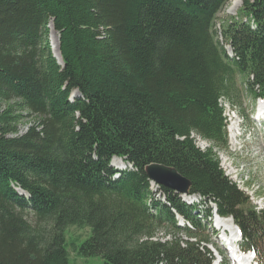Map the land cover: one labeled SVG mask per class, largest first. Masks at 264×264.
Listing matches in <instances>:
<instances>
[{"label":"trees","instance_id":"1","mask_svg":"<svg viewBox=\"0 0 264 264\" xmlns=\"http://www.w3.org/2000/svg\"><path fill=\"white\" fill-rule=\"evenodd\" d=\"M227 2L0 0V264H70L71 251L103 264H213L199 247L209 238L197 208L165 188L169 205H148L152 164L232 217L264 264V214L214 152L228 149L219 100L242 105V87L264 98V0H243L255 28L229 23L221 42L215 23ZM113 158L132 169H114ZM71 227L90 235L69 241Z\"/></svg>","mask_w":264,"mask_h":264},{"label":"rangeland","instance_id":"2","mask_svg":"<svg viewBox=\"0 0 264 264\" xmlns=\"http://www.w3.org/2000/svg\"><path fill=\"white\" fill-rule=\"evenodd\" d=\"M232 1L240 2L239 9L233 15L229 12V9L231 8L233 3ZM242 8L243 0H228L224 9L218 14L215 23V30L218 33V39L221 42L223 39L221 31L224 26L232 22L244 20L245 17H243V15L241 14ZM56 36L59 40L58 33H56ZM250 80H252V76L250 77ZM242 92V105H235L236 107L234 109L239 119V121H237L242 124V136L238 140H232L229 137V146L227 151H222L218 149H215L214 151L219 158L220 164H224L226 161H228L231 164L232 168L238 167L240 169H243L244 174L246 176L251 177L253 188L261 190L260 195L264 197V123H253L251 121V116H253L255 113L256 101L252 100V98L245 91L244 87H242ZM73 95L78 97V94L76 93ZM227 114H229L228 110ZM31 120V118H27L24 120L23 124L19 127L20 134H24L26 132L27 128L30 126ZM234 121L236 120L232 119L233 123ZM232 122L228 121V133L231 128V125L233 124ZM192 138L194 139L195 144L199 146L198 148L200 150L201 147L205 148V146H208L201 137L195 136ZM118 163L124 165L126 167L125 170L129 169V165L120 158H115L113 160V167L117 168ZM225 167H228L227 163H225ZM154 189H156V187ZM89 235V229H79L71 227L67 230V238L69 241L70 239L74 238L80 242L87 238ZM158 236L161 242L171 240L168 238L169 235L165 236L164 232L160 233ZM70 264H103V260L100 257H78L74 252L71 251Z\"/></svg>","mask_w":264,"mask_h":264},{"label":"built area","instance_id":"3","mask_svg":"<svg viewBox=\"0 0 264 264\" xmlns=\"http://www.w3.org/2000/svg\"><path fill=\"white\" fill-rule=\"evenodd\" d=\"M253 26V23H252ZM229 104L226 102V100H220V106L224 108H228ZM192 137H195L193 134ZM206 142V141H205ZM208 146L201 147V151H206L211 147V143L206 142ZM199 147L198 145H196ZM263 157V156H261ZM257 161V160H256ZM225 163H227L228 167H225ZM224 164H221V167L225 173V176L230 180L232 184H234L237 189L246 196L248 201L254 206L256 211L261 212L264 211V197L260 195L261 190L254 189L252 186V180L251 177L246 176L243 172V169H240L238 167L232 168L231 164L226 161ZM259 165V162H258ZM117 177V176H116ZM197 203H200L201 206H203L205 202L204 197H198L197 200H195ZM209 204L211 205L213 209V219H214V226L215 229L220 230L222 234L219 235L221 237V240L225 242V239L230 238L233 239V241H237L240 235V230L234 225L233 219L230 218H219L216 215V205L214 202L210 201ZM184 223V222H183ZM189 225V224H188ZM170 239V237H168ZM250 261H253V256L250 257Z\"/></svg>","mask_w":264,"mask_h":264},{"label":"water","instance_id":"4","mask_svg":"<svg viewBox=\"0 0 264 264\" xmlns=\"http://www.w3.org/2000/svg\"><path fill=\"white\" fill-rule=\"evenodd\" d=\"M146 174L153 184L174 191L176 194L187 195L190 190L191 183L173 168L152 164L146 168Z\"/></svg>","mask_w":264,"mask_h":264},{"label":"bare ground","instance_id":"5","mask_svg":"<svg viewBox=\"0 0 264 264\" xmlns=\"http://www.w3.org/2000/svg\"><path fill=\"white\" fill-rule=\"evenodd\" d=\"M239 7H240V2L239 1L233 2L231 8L229 9L230 14H232V15L235 14L237 12V10L239 9ZM50 31H51V45H52L53 55L56 57L58 62L60 64H62V58H61L60 50H59V40H58V38L56 36L55 30H54V27H53L52 24L50 25ZM263 117H264V105L261 104L258 107L256 119H258V118L262 119ZM235 120L236 121H234V123H233L234 125L232 124L233 127L231 125V128H230V135H231V139L232 140L238 139L237 136H238V124H239V122L237 121V119H235ZM117 168L121 169V170H124L126 167L124 165L118 163L117 164ZM242 264H245V260L243 261Z\"/></svg>","mask_w":264,"mask_h":264}]
</instances>
